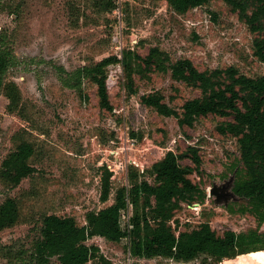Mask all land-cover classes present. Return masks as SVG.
Returning a JSON list of instances; mask_svg holds the SVG:
<instances>
[{
  "label": "rangeland",
  "instance_id": "1",
  "mask_svg": "<svg viewBox=\"0 0 264 264\" xmlns=\"http://www.w3.org/2000/svg\"><path fill=\"white\" fill-rule=\"evenodd\" d=\"M110 1L116 2L115 8L105 9ZM0 5V50L10 57L4 80L17 84L22 103L21 110H10L7 95L0 93V167L19 142L29 140L35 147L30 162L36 168L14 187L0 178V203L14 197L20 209L16 224L0 231V264H38L31 252L43 215L73 216L88 224V214L113 203L116 189L128 184L131 166L138 169V179L153 182L149 168L155 161L168 150L185 152L191 145L199 148L202 163L190 177L207 195L199 210L182 202L175 215L178 222L172 224L178 223V230L191 229L207 220L219 234L257 226L253 215L228 210L233 202L242 204L240 197L225 205L208 195L214 183L235 178L229 165L240 155L237 138L218 128L232 117L208 114L192 126H180L176 117L146 106L141 96L160 91L181 110L200 90L175 80L170 72L151 71L146 77L135 75L137 91L129 94L120 62L108 66L113 109L106 110L99 105L96 85L85 75L89 64L122 57L126 48L145 55L152 46L173 60L188 57L200 70L234 65L248 75L263 74L264 63L252 51L257 34L224 0L183 13L166 0H0ZM76 73L80 82L67 85ZM180 162L194 166L189 158ZM106 168L112 172L111 192L102 201ZM131 214V206L122 211L123 226ZM259 229L264 231V222ZM87 243L98 246L87 264H179L165 256L131 258L127 238L93 236ZM223 260L202 254L188 264ZM47 264L62 263L53 257Z\"/></svg>",
  "mask_w": 264,
  "mask_h": 264
},
{
  "label": "trees",
  "instance_id": "2",
  "mask_svg": "<svg viewBox=\"0 0 264 264\" xmlns=\"http://www.w3.org/2000/svg\"><path fill=\"white\" fill-rule=\"evenodd\" d=\"M166 1L174 11L183 13L210 0ZM224 1L238 13L248 29L257 34L252 42V51L264 63V0ZM114 2L110 1L105 9L115 8ZM8 53L0 50V93L3 91L7 95L10 110H21L19 87L15 82L4 80L10 65ZM117 62L122 64L124 86L129 94L137 91L135 75L146 77L151 71L170 72L175 80L200 90L201 95L185 100L181 110L165 101L160 91L141 96L146 106L161 115L176 117L180 126H192L201 116L208 114L232 117L218 128L221 133L237 138L240 155L229 166L235 172L232 190L242 204L234 206L237 202H233L234 205L229 204L227 208L234 214L253 215L257 226L246 231L229 228L219 234L207 220L191 229L178 230V223L176 226L172 224L178 222L175 215L182 202H202L207 195L205 189L190 177L202 163L199 148L191 145L185 152L168 150L155 161L149 168L153 182L138 179V169L131 166L128 184L116 189L113 203L90 212L88 224L78 223L73 216L43 215L31 252L35 262L47 264L57 257L62 264H87L98 251V246L87 243L93 236L112 241L127 238L130 257L136 259L165 256L188 263L205 254L219 262L239 254L264 250V231L259 229L264 222V73L248 75L234 65L200 70L190 58L173 60L158 46H152L145 55L126 48L122 57L111 55L85 68V75L97 87L100 107L106 110L113 109L107 84L108 66ZM73 79V83L66 81L67 85L77 86L80 73H76ZM34 152L31 141L19 142L1 163V180L14 187L33 174L36 168L30 160ZM184 158H189L194 166L181 164L180 160ZM105 171L100 195L102 201H107L111 192L112 172L107 168ZM130 206L132 214L128 225L123 226L122 211ZM19 217L18 201L14 197H6L0 203V231L16 224ZM105 263L111 264L107 260Z\"/></svg>",
  "mask_w": 264,
  "mask_h": 264
},
{
  "label": "water",
  "instance_id": "3",
  "mask_svg": "<svg viewBox=\"0 0 264 264\" xmlns=\"http://www.w3.org/2000/svg\"><path fill=\"white\" fill-rule=\"evenodd\" d=\"M234 177H231L222 184L214 183L209 189V195L215 197L216 204L224 203L228 205L230 199L237 200L239 196L232 190ZM179 264H188L185 261L179 262Z\"/></svg>",
  "mask_w": 264,
  "mask_h": 264
},
{
  "label": "bare ground",
  "instance_id": "4",
  "mask_svg": "<svg viewBox=\"0 0 264 264\" xmlns=\"http://www.w3.org/2000/svg\"><path fill=\"white\" fill-rule=\"evenodd\" d=\"M264 264V250H257L237 255L235 258H225L223 264Z\"/></svg>",
  "mask_w": 264,
  "mask_h": 264
},
{
  "label": "built area",
  "instance_id": "5",
  "mask_svg": "<svg viewBox=\"0 0 264 264\" xmlns=\"http://www.w3.org/2000/svg\"><path fill=\"white\" fill-rule=\"evenodd\" d=\"M209 195V194H208ZM210 196V195H209ZM199 206V207H198ZM201 208V205H200V203L199 202H194L193 203V209H200ZM199 211H197V213H198Z\"/></svg>",
  "mask_w": 264,
  "mask_h": 264
}]
</instances>
